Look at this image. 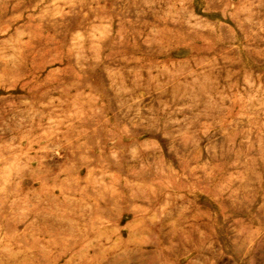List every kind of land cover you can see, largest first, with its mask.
Segmentation results:
<instances>
[{
  "label": "rangeland",
  "instance_id": "rangeland-1",
  "mask_svg": "<svg viewBox=\"0 0 264 264\" xmlns=\"http://www.w3.org/2000/svg\"><path fill=\"white\" fill-rule=\"evenodd\" d=\"M0 264H264V0H0Z\"/></svg>",
  "mask_w": 264,
  "mask_h": 264
}]
</instances>
